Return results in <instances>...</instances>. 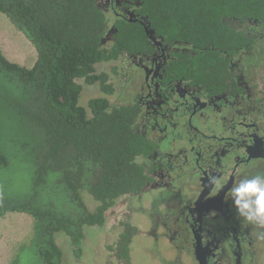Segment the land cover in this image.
<instances>
[{
  "label": "trees",
  "instance_id": "16d2710c",
  "mask_svg": "<svg viewBox=\"0 0 264 264\" xmlns=\"http://www.w3.org/2000/svg\"><path fill=\"white\" fill-rule=\"evenodd\" d=\"M99 1L0 0V13L36 50L30 68L0 52V219L19 213L33 221L28 245L11 264L27 249L39 264H62L59 236L79 255L85 229L102 226L105 213L148 180L138 159L152 145L133 129L134 108L100 97L86 109L78 80L110 95L108 76L96 67L150 54L149 25L165 43L189 48L174 55L168 74L220 93L228 58L253 43L235 22L264 23V0H127L142 20L115 16L117 7L109 6L114 34L107 41L109 19ZM20 168L24 190L15 183Z\"/></svg>",
  "mask_w": 264,
  "mask_h": 264
},
{
  "label": "flooded vegetation",
  "instance_id": "af4514ba",
  "mask_svg": "<svg viewBox=\"0 0 264 264\" xmlns=\"http://www.w3.org/2000/svg\"><path fill=\"white\" fill-rule=\"evenodd\" d=\"M105 3L107 7H117L115 16L128 21L142 20L127 0ZM235 28L253 39V43L250 49L228 58L226 87L220 93L168 74L174 55L189 54V48L165 43L154 34L150 54L127 55L114 62L119 66L112 77L120 81L121 87H114L112 77L107 75L113 92H100L111 106L134 108L133 129L152 145L150 155L138 159L148 180L141 193L118 200L105 213L102 226L85 229L79 255L72 250L74 264H84L83 260L94 264H134L136 251L157 259L161 239L185 253L187 264L260 262L264 229L239 216L230 189L242 175L264 172V23L235 22ZM113 34L111 28L106 40H111ZM115 90L119 97L111 102ZM180 183L179 195L181 189L184 195H177L173 208L161 214V218L150 217L149 228L142 230L136 224L137 212L131 205L145 198L153 199L156 190L164 193L173 189L172 184L179 187ZM217 184L223 187L217 189ZM122 205L126 207L122 217L114 221L120 231L115 227V240L111 244L101 243L103 250L97 253L94 245L91 248L85 244V239L88 234L101 231L110 212ZM146 236L152 240V252L141 245L139 250L133 247V241ZM89 251L94 254L86 259ZM180 259L178 253L176 264H181ZM160 262L167 264L164 259Z\"/></svg>",
  "mask_w": 264,
  "mask_h": 264
},
{
  "label": "rangeland",
  "instance_id": "374dc122",
  "mask_svg": "<svg viewBox=\"0 0 264 264\" xmlns=\"http://www.w3.org/2000/svg\"><path fill=\"white\" fill-rule=\"evenodd\" d=\"M99 5L107 13V17L109 19L108 30H110L114 22L113 12L110 10L109 7H107L105 0H100ZM0 52H2V54L11 62L17 63L27 68H30L36 60V50L32 43L25 37V35L20 30H18L8 20L7 17H5L1 13ZM250 64L251 63H249V65ZM118 66L119 63L114 62L102 63L96 67V70L98 73H105L109 77H112L113 73H116L115 67L118 68ZM111 82L114 87H118L120 85V81L116 80V78L114 77H112ZM78 84L82 87L81 96L79 100V104L82 107L87 109V104L89 100L103 97V93L100 92V89L97 85H86L83 80H78ZM118 97L119 92L115 90L114 96L110 97V101L114 102L115 100H118ZM22 172L23 171L21 168L17 171L18 179L15 182L16 186L19 187L20 190L26 189L28 185V182L26 180L27 174L25 175ZM181 185L182 184L180 183L178 187L177 184H172L173 189H170L169 191L166 190V192L164 193L160 192V190H156L153 199L145 198L139 200L135 204H132L131 206L137 212V215L134 216L136 224H138L142 230L147 231V229L149 228L150 217L153 216V218L155 217L157 219L161 218V214H165L166 212L168 213L171 208H173V201L176 200V196L179 195ZM183 195L184 190L181 189V195H179L178 197H182ZM86 200L91 201L90 197L88 196L86 197ZM118 204H121V202H119ZM125 208V205H122L118 209H115L110 212L105 227L99 232L95 231L94 235L89 236L88 234L87 238L85 239V244L87 246H91V248L94 245L93 249L96 250L97 253L103 250L101 243L107 242V244H111L116 238V233L120 231L119 227L117 228V223H114V221L116 218L122 217L120 216V214H122ZM32 222L33 221L30 216L19 213L7 214L5 217L0 219V264H11L12 260L19 252L21 246L23 244L25 246L28 245L32 233ZM115 227L117 228V232L115 231ZM97 236L99 237L98 239H100V241H97ZM133 242V247L137 248V250H139V248L142 246L145 249L148 248V250L152 252L151 250L154 248L152 247L151 238L147 236L144 238H138L137 242ZM56 243L58 247L62 250V264H74V257L72 252L73 248L71 247L68 238L65 236H59L56 239ZM159 243L160 248L157 251V259H151L149 254L146 252L143 253L140 251H136L134 253V264H159V262L163 259L167 264L169 262H171V264H176L174 260L175 256L178 253L181 257L180 263L187 264L186 254L183 252H179L177 248L173 246V244H170L168 242V240L161 239ZM93 254H91V252L89 251L84 257L86 259H91V255ZM35 255L36 254L33 249H27L24 252H21L18 264H39ZM261 255L263 257L262 259H260V262L258 264H264V248ZM87 261L83 260L84 264H94L92 263V261L90 263H88ZM98 264L100 263L98 262Z\"/></svg>",
  "mask_w": 264,
  "mask_h": 264
},
{
  "label": "clouds",
  "instance_id": "9594fccd",
  "mask_svg": "<svg viewBox=\"0 0 264 264\" xmlns=\"http://www.w3.org/2000/svg\"><path fill=\"white\" fill-rule=\"evenodd\" d=\"M222 187L217 184V189ZM230 196L245 222L264 229V172L242 175L233 183Z\"/></svg>",
  "mask_w": 264,
  "mask_h": 264
},
{
  "label": "water",
  "instance_id": "95a60500",
  "mask_svg": "<svg viewBox=\"0 0 264 264\" xmlns=\"http://www.w3.org/2000/svg\"><path fill=\"white\" fill-rule=\"evenodd\" d=\"M146 30V34L147 36L151 39V40H154V37H153V34L154 32L152 30L149 29V25L145 28ZM103 43H104V40H103Z\"/></svg>",
  "mask_w": 264,
  "mask_h": 264
}]
</instances>
